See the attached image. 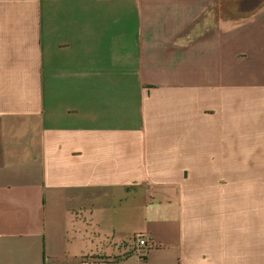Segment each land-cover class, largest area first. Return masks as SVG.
Masks as SVG:
<instances>
[{"label":"crops","instance_id":"1","mask_svg":"<svg viewBox=\"0 0 264 264\" xmlns=\"http://www.w3.org/2000/svg\"><path fill=\"white\" fill-rule=\"evenodd\" d=\"M0 264H264V0H0Z\"/></svg>","mask_w":264,"mask_h":264},{"label":"built area","instance_id":"2","mask_svg":"<svg viewBox=\"0 0 264 264\" xmlns=\"http://www.w3.org/2000/svg\"><path fill=\"white\" fill-rule=\"evenodd\" d=\"M135 244L138 247H145V248H151L152 244H150L145 238L141 237V236H137L135 238Z\"/></svg>","mask_w":264,"mask_h":264}]
</instances>
